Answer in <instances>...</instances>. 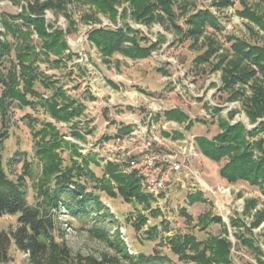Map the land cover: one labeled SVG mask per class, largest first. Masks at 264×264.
<instances>
[{"label":"rangeland","instance_id":"rangeland-1","mask_svg":"<svg viewBox=\"0 0 264 264\" xmlns=\"http://www.w3.org/2000/svg\"><path fill=\"white\" fill-rule=\"evenodd\" d=\"M214 1L219 0H178L173 6L175 22L184 31L187 29V18L199 10H209L218 18L221 29L206 28L197 42L187 38L184 33L178 34L166 24L145 26L119 16L112 22L107 15L96 12L87 0H73L69 4L71 23L61 15L44 12L45 24L52 27L50 33L55 29L64 32L70 29L72 33L65 36L69 51L66 50L59 57L50 55L49 58L40 53L41 41L35 33L32 34L31 44L38 53L34 66L39 76L34 90L46 99L60 88L68 98L84 105L85 110L79 118L65 123L50 119L39 105L20 106L13 102L5 109L4 115L0 108V135L5 133L0 137V162L6 176L13 181L22 174L24 162L29 163L30 175L25 176L22 186L27 202L36 205L40 201L36 183L41 163L35 156L37 139L34 133L45 122L55 126L81 155H97L99 164L89 167L96 179L102 177L103 167L107 163L118 164L120 160V155L108 151L106 146L121 151L130 142L126 139L116 146L113 139L117 131L123 126L136 127L137 124L142 128L135 136L134 147H140L143 140L151 141L154 152L174 155L187 167L177 174L170 172L165 192L159 198L149 195L146 204L127 203L119 196L110 197L97 188L95 180L80 178L78 182L99 198L102 212L108 211L110 216H104L101 221L96 217L83 221L65 210L56 212L57 224L64 233L56 240L64 243L73 255L97 258L105 255L116 259L115 264H132L123 259L122 254L115 251L108 241L96 238L90 232L92 226L97 225L109 229L110 240L118 228L119 237L134 260L141 254L158 255L166 257L170 264H190L180 261L171 252L169 243L175 237L193 236L199 242L214 237L226 239L231 246L232 264H259L255 252L242 243V239L237 237L239 235L259 248L264 264V222L258 227L252 226L256 211L264 208V198L259 189L243 182L226 183L218 174L226 160L214 163L206 159L195 144L196 137L210 139L221 132V120L230 125L241 123L247 131L257 127V124L249 123L241 101L228 102L230 92L222 89L221 72L215 71L214 65L222 53L229 51V39L240 38L264 46V33L237 15L242 9L238 0H231L232 5L225 8L214 6ZM32 2L21 0L19 4H13L10 0H0V15L20 12L22 7ZM248 5L253 7L255 0H248ZM126 7L127 4L118 6L119 15ZM84 15H90L91 20L85 19ZM123 23H128L133 32L139 35L138 38L145 39L139 41L141 45L158 43L159 35L164 37V41L158 43L157 49L147 58L130 59L116 53L106 62L88 41L87 33L99 27L121 28ZM249 27H253L255 34ZM0 32H4L1 24ZM207 37L214 39L220 50L208 62L197 64L195 59L207 49ZM0 40L4 41V38L0 36ZM8 41L12 48L0 63V71L4 74L15 64V39L9 38ZM56 60L60 61L57 65ZM45 78L52 86H45ZM2 91L0 82V95ZM246 94H250L247 88ZM27 98L33 103L39 101V97L28 95ZM170 109H179L187 114L193 121L192 127L185 130V123L165 120L162 113ZM74 131H78L83 140L74 138ZM174 131L183 133V138L163 136V132ZM260 139L264 140V131L249 140ZM57 152L63 167H69L72 162H81L70 146H62ZM255 155L259 153L255 152ZM163 170L168 171V167L163 166ZM119 172L126 174L120 167ZM195 193L201 194L204 201L189 203L188 196ZM251 201L256 205L251 206L246 214ZM139 216H142L143 222ZM17 218L18 215L0 217V231L14 229ZM217 218L222 223L216 222ZM232 220L237 222L235 227L231 226ZM222 225H225L227 235L223 234ZM9 255L11 262L7 264H30L28 256L13 245Z\"/></svg>","mask_w":264,"mask_h":264},{"label":"trees","instance_id":"trees-1","mask_svg":"<svg viewBox=\"0 0 264 264\" xmlns=\"http://www.w3.org/2000/svg\"><path fill=\"white\" fill-rule=\"evenodd\" d=\"M19 4L21 0H10ZM73 0H33L21 8L20 12L14 14L0 15V24L4 32L0 36V63L6 54H9L12 45L9 38L15 39V64L11 65L6 74L0 71V82L3 91L0 95V108L2 114H6V108L13 102L20 106L39 105L44 109L48 117L55 122L69 123L79 118L85 106L68 98L62 89L57 88L54 93L43 99L35 90L34 83L39 76L36 73L35 61L38 57L36 48L31 44V36L36 34L41 41L40 53L49 58L61 56L69 45L65 36L72 31L67 29H55L49 32L52 27L45 24L44 12L50 11L53 15L63 16L71 23V15L68 10ZM178 0H87V3L96 12L107 15L110 21L115 22L117 16L123 20L130 18L134 23L150 26L154 23L168 26L178 34L197 42L205 33L206 28L220 30L218 18L209 10H199L190 15L185 24L186 31L175 22L173 6ZM241 10L237 15L254 26L259 32L264 33V0H255V5H248V0H238ZM127 4L121 14L117 11L118 6ZM214 6L225 8L232 5L231 0L214 1ZM85 19L91 16L84 15ZM249 30L255 34L253 27ZM138 34L133 32L128 23H123L121 28L99 27L93 28L87 33L88 41L94 45L100 55L107 60L113 54H121L130 59L147 58L155 51L164 37L158 36V43L141 45ZM207 49L199 55L195 62L206 63L219 50L220 46L210 37L206 38ZM231 46L229 51L222 53L214 65L215 71L221 72V84L224 91L230 92L228 102L241 101L244 113L249 123L257 127L247 131L241 123L230 125L221 120L219 125L221 132L212 138L204 136L196 137L195 144L200 153L208 160L219 163L223 159L226 162L219 169V177L228 184L243 182L251 187L258 188L264 198V140L250 142L260 131H264V46L251 44L244 39H229ZM129 45H126V44ZM59 64L60 61H54ZM45 86H52L48 78L44 79ZM113 85V84H112ZM246 88L250 94H246ZM39 97L38 102H31L27 96ZM218 113V110L214 108ZM158 117V116H155ZM167 121L178 124L185 123V130L192 127L193 121L188 115L179 109H170L162 113ZM232 117V115H229ZM261 120V121H260ZM74 126V125H73ZM130 126L121 127L114 137L123 136L129 133ZM5 135L2 134L0 137ZM72 136L83 140V136L74 131ZM163 136L172 139L183 138V133L174 131L163 132ZM51 123L45 122L40 129L34 133L36 151L35 156L41 163L40 176L36 183L37 196L40 201L36 205H30L22 189L25 176L30 175V167L27 161L22 166V174L15 180H10L0 162V217L18 215L16 227L10 231H0V264L11 262L9 250L13 245L18 251L28 256L30 264H115L116 259L108 258L105 255L97 258L93 256L73 255L71 250L56 240L57 236H63L57 224L56 212L65 210L83 221L96 217L101 221L104 216H110L102 212L103 207L99 198L78 180L82 177H89L97 182V188L110 197L119 196L127 203L146 204L150 196L141 192L139 179L133 172L122 174L119 172V165L107 163L103 167V175L96 179L89 169L91 164H99L97 155L88 153L81 155L76 146L71 145L64 139ZM108 140L109 138H105ZM62 146L73 148L74 154L80 159V163L72 162L69 167H63L62 159L57 152ZM255 152L259 155L256 156ZM197 201H204L199 193L190 194L188 202L193 204ZM256 205L251 201L245 213ZM102 212V213H101ZM104 214V215H103ZM139 219L143 222L142 216ZM222 223L221 219L215 220ZM264 222V208L256 211L253 227H258ZM237 222L231 221L235 227ZM223 234L227 235L225 225ZM90 232L99 239L108 241L115 251L122 254V258L129 260L132 264H170L166 257L138 255L132 259L123 240L119 237V229L114 232L110 240V231L104 227L93 225ZM264 235V233H263ZM242 243L250 248L257 255V262H261V251L258 247L242 236ZM171 252L180 261L190 264H232L230 254V243L224 238H210L204 242L197 241L193 236L175 237L169 243Z\"/></svg>","mask_w":264,"mask_h":264},{"label":"built area","instance_id":"built-area-1","mask_svg":"<svg viewBox=\"0 0 264 264\" xmlns=\"http://www.w3.org/2000/svg\"><path fill=\"white\" fill-rule=\"evenodd\" d=\"M141 128V125L137 124L136 127H131L128 134L114 137L116 146L129 139L127 147L125 146L121 151L109 147L110 145L105 146L108 151H115L120 155L119 167L126 173L133 172L136 175L143 193L159 198L165 192L170 172L177 174L187 167L185 162L179 161L174 155L154 152L151 141L143 140L140 147H134L135 136ZM163 166H167L168 171L163 170Z\"/></svg>","mask_w":264,"mask_h":264}]
</instances>
